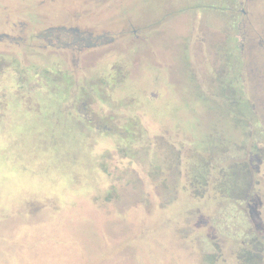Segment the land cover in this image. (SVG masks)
Listing matches in <instances>:
<instances>
[{
    "label": "rangeland",
    "instance_id": "374dc122",
    "mask_svg": "<svg viewBox=\"0 0 264 264\" xmlns=\"http://www.w3.org/2000/svg\"><path fill=\"white\" fill-rule=\"evenodd\" d=\"M1 2L15 37L49 17ZM75 4L97 47L0 45V264H240L264 239V0Z\"/></svg>",
    "mask_w": 264,
    "mask_h": 264
},
{
    "label": "flooded vegetation",
    "instance_id": "af4514ba",
    "mask_svg": "<svg viewBox=\"0 0 264 264\" xmlns=\"http://www.w3.org/2000/svg\"><path fill=\"white\" fill-rule=\"evenodd\" d=\"M34 1L39 6L42 5L43 8L47 9L48 12L46 11V15H49V17L45 16L44 19L37 18L35 20V25L33 23L30 24L32 35L29 39H25L23 34L19 35V37H15L12 36L11 33L4 32L5 25L8 24L3 18H0V45L8 47L28 46L33 53H38L37 55L40 56L45 55L46 50L54 48L57 52L60 50V53L58 52L60 55L63 53L62 57L57 55L60 59H72L77 57L76 54H82L85 48L97 47L98 42L103 39L102 37L95 36V32L100 31L97 26H101L100 23H95V21H98V18L97 20L95 18L94 21H90V19L84 20L85 18L82 16L83 6L75 4L77 0L74 1L75 3L72 2L73 0ZM16 10L18 11V9L14 8L12 10L4 4V6L0 8V17L6 16V19H9V17L15 18L16 16L22 17ZM57 14L59 16H57ZM142 25H144L146 30L151 28L148 24L142 23ZM24 31L23 29L20 30V32ZM119 31L124 32L125 30L122 28L121 30L119 29ZM36 32H42V35H38ZM109 37L110 36L105 35L104 39H109ZM34 39H38L41 44L39 46H30L28 42ZM35 48L39 51H35Z\"/></svg>",
    "mask_w": 264,
    "mask_h": 264
},
{
    "label": "trees",
    "instance_id": "16d2710c",
    "mask_svg": "<svg viewBox=\"0 0 264 264\" xmlns=\"http://www.w3.org/2000/svg\"><path fill=\"white\" fill-rule=\"evenodd\" d=\"M244 12V11H242ZM235 29V24L232 23L231 25ZM262 42V41H260ZM235 107L239 105H243L246 110L241 113V118L244 119L248 117L251 114V104L247 100H242L240 99L237 102H231ZM236 104V105H235ZM222 153L221 149H217L216 153L209 156L208 160L212 163H215L217 165L223 164L224 163V158H218V155ZM218 158V159H217ZM230 169H236L237 173H243L246 175L245 177V182L243 186L239 189L236 190L231 196H226L224 197L223 200H230L232 203H238L239 202H246L252 197V192H251V186L253 185L252 183V170L249 167L248 163L246 161H243L241 163H230L226 164ZM200 179V178H199ZM207 181V180H206ZM205 192V191H204ZM239 262L240 264H264V239L263 241H260L259 245L254 244V247L252 250H243L241 255L239 254Z\"/></svg>",
    "mask_w": 264,
    "mask_h": 264
}]
</instances>
